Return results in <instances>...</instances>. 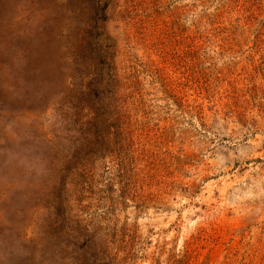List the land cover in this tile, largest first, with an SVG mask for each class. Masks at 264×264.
Segmentation results:
<instances>
[{
    "label": "rangeland",
    "instance_id": "obj_1",
    "mask_svg": "<svg viewBox=\"0 0 264 264\" xmlns=\"http://www.w3.org/2000/svg\"><path fill=\"white\" fill-rule=\"evenodd\" d=\"M0 264H264V0H0Z\"/></svg>",
    "mask_w": 264,
    "mask_h": 264
}]
</instances>
